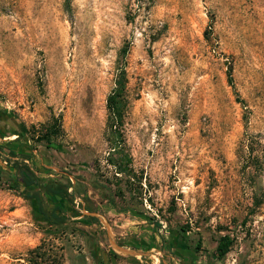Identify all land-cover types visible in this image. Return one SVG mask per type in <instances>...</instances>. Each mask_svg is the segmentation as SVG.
Here are the masks:
<instances>
[{"label": "rangeland", "instance_id": "374dc122", "mask_svg": "<svg viewBox=\"0 0 264 264\" xmlns=\"http://www.w3.org/2000/svg\"><path fill=\"white\" fill-rule=\"evenodd\" d=\"M0 118L79 214L0 160V264H264V0H0Z\"/></svg>", "mask_w": 264, "mask_h": 264}, {"label": "trees", "instance_id": "16d2710c", "mask_svg": "<svg viewBox=\"0 0 264 264\" xmlns=\"http://www.w3.org/2000/svg\"><path fill=\"white\" fill-rule=\"evenodd\" d=\"M68 1V0H67ZM121 86V80L116 82V86L113 88L112 92L107 96L106 98V107L111 112L112 115L115 116V118L118 115V110L116 106V95H119L120 87ZM46 133V134H45ZM44 138L49 141V132H45ZM13 145L8 146L9 142H2L0 143V152L3 151L8 156H16L18 157V160H10V158L7 159V167L11 169L13 173H11L14 177L9 184V187L13 186H20L24 189V193L22 196L24 198H32L34 196L37 197L35 193H37L38 190H41L44 195L47 197V201L50 202V205L46 209L41 208V206H36V210L38 213L44 217V220L47 222V224H51L52 221H50L49 218H52L54 221H65L68 218H70V213L72 215H79L77 212L71 211L69 212V209H67V206L65 203H69V199H67V196L69 195L67 192V188L69 187L67 180H57L47 183L45 186L41 187L38 185V177L34 174V172L30 169V167L23 162L24 159L28 157L27 153L20 152L19 149H16L18 147H24L26 150H29L27 148L26 144L22 141H19L17 138L10 141ZM1 178V174H0ZM11 178L4 177V181L7 182V180H10ZM32 193V194H31ZM36 195V196H35ZM37 199V198H36ZM136 213V212H135ZM49 215L51 217H49ZM139 217H144L142 214L136 213ZM145 218V217H144ZM54 223V222H53ZM157 225V223H156ZM230 244V239L227 235L220 236L215 244V250L218 255H223ZM153 245V244H152ZM152 245L147 246L152 247ZM37 248V247H36ZM169 250L173 252V248L170 246ZM182 253L186 254V256H189V261L192 258V253L189 249L187 250H181ZM34 252V250H32ZM36 253L43 254L42 252H35ZM45 253V252H44ZM178 253V252H177ZM180 255V254H179ZM42 256V255H41ZM181 260V259H180ZM33 263V262H32Z\"/></svg>", "mask_w": 264, "mask_h": 264}, {"label": "flooded vegetation", "instance_id": "af4514ba", "mask_svg": "<svg viewBox=\"0 0 264 264\" xmlns=\"http://www.w3.org/2000/svg\"><path fill=\"white\" fill-rule=\"evenodd\" d=\"M0 121H1V118H0ZM21 134V131L20 130H14L12 127H9V126H1L0 125V141L1 143L3 141L5 142H9L10 144L8 146H12L13 144L10 142L11 140L17 138L19 135ZM12 137V138H11ZM16 149H19V151L21 152V150H25L26 151V148L24 149V147H18ZM0 160L6 164L7 166V159L6 158H10V160H17L18 157L16 156H8L6 153L4 154H0ZM25 160V159H24ZM5 171H11L10 168H8V170H5ZM180 258L178 259L179 261V264H191L190 261H189V256L187 255H178ZM182 258V259H181ZM181 259V260H180Z\"/></svg>", "mask_w": 264, "mask_h": 264}, {"label": "crops", "instance_id": "0c3cea01", "mask_svg": "<svg viewBox=\"0 0 264 264\" xmlns=\"http://www.w3.org/2000/svg\"><path fill=\"white\" fill-rule=\"evenodd\" d=\"M113 250V248H111ZM114 254V255H113ZM117 255L114 250L110 252V254L107 252V250L104 251V253H101L100 255L95 254L94 256V264H118L119 261L117 260ZM135 264H140L139 260H136V258L133 259Z\"/></svg>", "mask_w": 264, "mask_h": 264}]
</instances>
